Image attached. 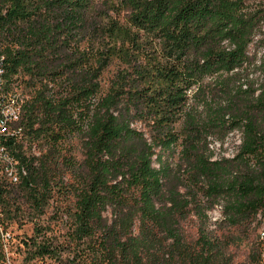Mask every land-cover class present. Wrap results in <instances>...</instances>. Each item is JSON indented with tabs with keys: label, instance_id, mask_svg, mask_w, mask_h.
Wrapping results in <instances>:
<instances>
[{
	"label": "trees",
	"instance_id": "1",
	"mask_svg": "<svg viewBox=\"0 0 264 264\" xmlns=\"http://www.w3.org/2000/svg\"><path fill=\"white\" fill-rule=\"evenodd\" d=\"M246 1L0 0V57L10 85L21 79L29 93L12 127L22 134L2 141L20 180L10 184L42 210L53 187H69L55 177L70 166L72 237L88 242L98 264H232L227 251L240 234L255 222L258 235L264 54L262 83L248 73L264 7ZM236 130L237 154L214 160L212 142ZM69 138L80 143L81 161L63 159ZM24 140L43 144L40 155ZM6 189L0 184V215ZM220 205L239 235L203 223L188 241L181 223L192 212L207 221ZM258 248L256 238L251 264ZM2 252L0 242L5 259Z\"/></svg>",
	"mask_w": 264,
	"mask_h": 264
},
{
	"label": "rangeland",
	"instance_id": "2",
	"mask_svg": "<svg viewBox=\"0 0 264 264\" xmlns=\"http://www.w3.org/2000/svg\"><path fill=\"white\" fill-rule=\"evenodd\" d=\"M246 4L251 8L264 7V0H247ZM263 38L264 22L249 50L252 55H257L255 66H251L249 69V78L258 79L260 83L263 81V75L258 66L262 60L264 48L259 45V41ZM116 67L114 64L105 71L102 78L105 89L110 85L117 71ZM18 83V87L23 90L22 80L19 79L14 84ZM137 127L142 128L141 125H137ZM242 137V131L236 130L230 133L224 141L218 142L217 137L212 138L211 140H217L211 145L215 153L214 160L233 158L238 152ZM24 143L28 152L35 153L36 156L40 155V148L43 144L30 146L31 143H28L27 140H24ZM70 155H74L80 161L83 159L80 143L77 140L70 141L69 138L64 141L62 156L63 159H70ZM4 165L6 163L0 161V184L5 185L6 191L12 195L4 204L6 205L5 213L0 215V242L3 257L5 256V259H0V264H98L91 257L88 242H79L72 237L73 219L70 217V210L74 209L76 198L70 190V182H73L70 166H63V171L66 173L64 177L61 175L55 177V182L62 181L69 187L62 189L53 187L48 203L42 210H36L17 186H11L12 182L9 177H4L2 171ZM155 166L158 167V164ZM2 209L0 206V212ZM206 215L207 221L201 220L197 214L192 212L181 223L182 232L188 241L193 242L198 238L199 229L203 223H206L209 231L218 233V235L224 233L239 235L237 229L227 226L223 220L221 205L208 210ZM106 216L111 218V211L106 213ZM255 226V222L252 223L248 235L240 234L242 240L229 247L227 253L232 258V264H251L249 255L256 248L257 229ZM2 232H5L6 238L3 237ZM7 238L9 239L7 240ZM44 245L52 253L40 256L39 249Z\"/></svg>",
	"mask_w": 264,
	"mask_h": 264
},
{
	"label": "built area",
	"instance_id": "3",
	"mask_svg": "<svg viewBox=\"0 0 264 264\" xmlns=\"http://www.w3.org/2000/svg\"><path fill=\"white\" fill-rule=\"evenodd\" d=\"M2 64L4 63H0V82H4V87H8V94L0 92V161L6 163L3 167L4 173L8 175L13 184H17L20 181L18 172L2 141L9 137H19L22 134V129H9V122L17 119V114H22L23 105L28 100V96L19 87L10 85L7 72H1ZM2 233L5 234V232ZM260 239L261 246L257 252H263V259H258L257 264H264V236Z\"/></svg>",
	"mask_w": 264,
	"mask_h": 264
},
{
	"label": "bare ground",
	"instance_id": "4",
	"mask_svg": "<svg viewBox=\"0 0 264 264\" xmlns=\"http://www.w3.org/2000/svg\"><path fill=\"white\" fill-rule=\"evenodd\" d=\"M0 63H4L3 58L1 57H0ZM1 72H6L4 64L1 65ZM0 92L1 94H8V87H4V82H0ZM20 117H21V114H17V119H14V121L9 122V129H14L12 127L15 125V123H17L20 120ZM258 218H259L258 223L260 224V229L258 230L257 241H258L259 246H261L260 238L264 236V217L260 215ZM3 237H5V234H3ZM259 259H263V252H259Z\"/></svg>",
	"mask_w": 264,
	"mask_h": 264
}]
</instances>
